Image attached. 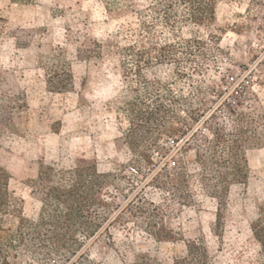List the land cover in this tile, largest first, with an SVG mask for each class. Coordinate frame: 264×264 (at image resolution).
<instances>
[{
	"label": "rangeland",
	"instance_id": "obj_1",
	"mask_svg": "<svg viewBox=\"0 0 264 264\" xmlns=\"http://www.w3.org/2000/svg\"><path fill=\"white\" fill-rule=\"evenodd\" d=\"M214 4L215 18L195 23L179 4L167 22L159 0H0V165L22 216L38 218L42 166L68 169L86 158L113 174L106 198L122 217L101 264H128L140 254L174 264L194 239L211 264H264L251 230L264 204V0ZM166 42L176 45V61L139 68L126 49L142 44L154 55V45ZM158 95L179 116L168 124L189 132L190 144L182 148L164 133L160 148L143 145L149 163L122 137L130 103ZM238 124L250 136L248 178L230 180L221 197L213 185L224 169L205 170L196 153L205 154L211 130ZM18 221L10 216L4 226L14 230ZM14 262L45 264L25 250Z\"/></svg>",
	"mask_w": 264,
	"mask_h": 264
},
{
	"label": "trees",
	"instance_id": "obj_2",
	"mask_svg": "<svg viewBox=\"0 0 264 264\" xmlns=\"http://www.w3.org/2000/svg\"><path fill=\"white\" fill-rule=\"evenodd\" d=\"M159 4L164 9L167 22L177 16L176 4L186 7L188 14L183 17L195 23L215 18L214 0H159ZM148 28L151 32L150 26ZM193 41L189 39L187 42L190 44ZM154 47H158L154 55L142 44H133L126 49L135 52L139 68L142 67V61L145 65H152L155 62L177 60L173 55L175 44L166 42ZM168 48L172 53L166 51ZM130 108V127L122 138L130 150L140 153L146 162L150 163L151 158L147 159V151L141 150L143 145L153 141L144 149L152 145L160 148V135L164 133L174 140L184 142L182 148L190 144L187 137L189 132L168 124L170 119H178L179 116L159 95L151 103L136 100L130 103ZM242 116L239 121H245ZM2 120L0 113V122ZM161 128L165 132H159ZM211 132L212 138L205 145V154L198 151L196 155L200 157L201 167L205 170L216 171L212 165L224 169L215 172L216 185H213L214 193L223 197L230 180L243 182L248 178L244 147L250 141V136L247 128L239 124L230 132L221 129ZM208 175L212 176L206 172L202 178L205 184L210 185L208 181L212 178ZM112 176L111 173L101 172L95 162L86 158H78L68 169L42 166L36 182L41 194V208L38 218L29 220L21 215L19 204L9 189L11 176L0 165V264H15L14 258L21 250L40 257L45 264H101L98 257L113 242L111 227L117 219H122L117 205L106 198L107 190L112 185ZM181 177L185 180L184 173ZM171 179L175 182L176 178ZM145 209L140 208V211L144 213ZM259 209L251 230L264 249V204ZM158 212L159 207L155 205L152 213L157 215ZM10 216L19 217L14 230L4 226ZM155 235L163 239L173 237V233L162 236L161 232H157ZM186 248L187 256L175 259L174 264H211L209 251L199 239L187 241ZM128 264L155 262L149 255L140 254Z\"/></svg>",
	"mask_w": 264,
	"mask_h": 264
}]
</instances>
